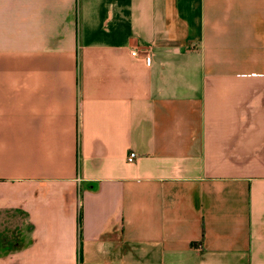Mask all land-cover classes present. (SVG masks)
I'll return each instance as SVG.
<instances>
[{
	"label": "crops",
	"instance_id": "crops-1",
	"mask_svg": "<svg viewBox=\"0 0 264 264\" xmlns=\"http://www.w3.org/2000/svg\"><path fill=\"white\" fill-rule=\"evenodd\" d=\"M0 264H264V0H0Z\"/></svg>",
	"mask_w": 264,
	"mask_h": 264
},
{
	"label": "built area",
	"instance_id": "built-area-1",
	"mask_svg": "<svg viewBox=\"0 0 264 264\" xmlns=\"http://www.w3.org/2000/svg\"><path fill=\"white\" fill-rule=\"evenodd\" d=\"M134 54L136 55L137 51H135ZM136 157H137V153L132 151V152L129 153L127 159H128V161L133 162L136 159Z\"/></svg>",
	"mask_w": 264,
	"mask_h": 264
}]
</instances>
